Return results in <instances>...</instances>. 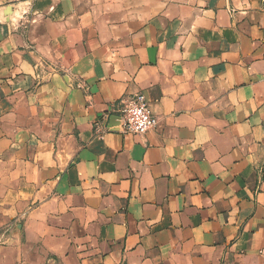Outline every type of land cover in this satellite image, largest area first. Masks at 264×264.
I'll return each instance as SVG.
<instances>
[{"label":"crops","instance_id":"1","mask_svg":"<svg viewBox=\"0 0 264 264\" xmlns=\"http://www.w3.org/2000/svg\"><path fill=\"white\" fill-rule=\"evenodd\" d=\"M0 264H264V0H0Z\"/></svg>","mask_w":264,"mask_h":264},{"label":"built area","instance_id":"2","mask_svg":"<svg viewBox=\"0 0 264 264\" xmlns=\"http://www.w3.org/2000/svg\"><path fill=\"white\" fill-rule=\"evenodd\" d=\"M120 112L119 127L123 132L141 135L157 124V117L153 114L143 93L132 95L125 102Z\"/></svg>","mask_w":264,"mask_h":264}]
</instances>
